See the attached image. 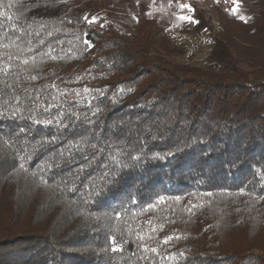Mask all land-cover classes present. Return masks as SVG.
Returning a JSON list of instances; mask_svg holds the SVG:
<instances>
[{
    "label": "trees",
    "instance_id": "16d2710c",
    "mask_svg": "<svg viewBox=\"0 0 264 264\" xmlns=\"http://www.w3.org/2000/svg\"><path fill=\"white\" fill-rule=\"evenodd\" d=\"M103 3L0 0V264H264V0L217 28L190 3L213 70Z\"/></svg>",
    "mask_w": 264,
    "mask_h": 264
},
{
    "label": "rangeland",
    "instance_id": "374dc122",
    "mask_svg": "<svg viewBox=\"0 0 264 264\" xmlns=\"http://www.w3.org/2000/svg\"><path fill=\"white\" fill-rule=\"evenodd\" d=\"M194 1L197 6L211 17L215 27H218L215 8L228 11L233 16H240L242 11L254 9L253 0H104L102 15L106 21L123 32H131L136 22L140 7L143 15L148 19H156L158 24L164 27L170 41L171 54L168 57L174 63H190L193 66L213 70L204 61L210 51V38L205 30L196 31L189 26V21H181L179 16L190 17L191 10L181 9L180 4L188 6ZM242 5L241 9L233 12L236 5ZM243 9V10H242ZM245 69L249 70L247 66Z\"/></svg>",
    "mask_w": 264,
    "mask_h": 264
},
{
    "label": "snow or ice",
    "instance_id": "6c2138e0",
    "mask_svg": "<svg viewBox=\"0 0 264 264\" xmlns=\"http://www.w3.org/2000/svg\"><path fill=\"white\" fill-rule=\"evenodd\" d=\"M233 2L235 3L236 0H233ZM179 7H180L181 9L188 8L189 11L191 10V9H190V6H188V5H186V4H180ZM238 7H239V6H238V4H237L236 7L233 8V12L238 11ZM178 19H180L181 21H185V20H187V21H189V22H194V21L191 20L190 17H186V16H183V15L179 16ZM84 20H85V22H87L88 24H93V23L96 22L97 18H96V17H93V18L90 20L87 16H85V17H84ZM101 26H102V25H101ZM84 37H85V39L83 40V43L86 44V45H88L89 48L92 47V41H91L90 39L87 38V37H88V33H84ZM25 63H27V61H25ZM87 91H88V89H85V92H87ZM50 100L54 102V101L56 100V97H55V96H51V97H50ZM33 103H34V105L38 108V107H40L41 103H46V102H40V101H39V97H37V98H35V100L33 101ZM52 106H53L52 103H46V106L44 107V111H45V112H48L49 108H51ZM99 112H100V109L97 108L96 112H94L93 115H96V114L99 113ZM0 117H2V114H0ZM60 117H61V114H60V113H56L55 117L49 115L48 118H45V119H43V120H37L36 122H37V123H43V124H45V125H50V124L56 123L57 125L65 126V125L63 124V120H62V118H60ZM29 118L31 119L32 117H29ZM21 131H23V130H21ZM37 143H40V142L38 141ZM85 144H87V140H86V139H82V140H80V141H77V142L73 145V147H75L77 150H80L81 146H82V145H85ZM89 146H90V147H96L95 145H89ZM101 150H102V149H101ZM61 155H63V153H61ZM122 155H124L123 150H121L120 152H117V153H115V154H113V155L111 156V160H112V162H113V167L116 168L117 170H118L120 167H122V166H127L126 162L120 159V157H121ZM166 155H171V153H167ZM141 158H142V154H141V155H130V156H129V159H130V160H132V161H136V162H139V161L141 160ZM153 158H163V157H160L159 154H157V156H155V157H153ZM23 159H24V158L21 157V160H23ZM91 162H92V161H89V164H90ZM19 167H20L21 169H23V168H24V163H21V164L19 165ZM42 170H43V169H42ZM34 175H35V174H34ZM108 175H109V172H106V173H105V176H108ZM261 198L264 199V197H261ZM176 199H179V197H177ZM160 200L162 201V200H163V197H160ZM151 206H152V205H149V207H151ZM169 239H172V237H168V238H166L164 242L167 243ZM111 243H112V245H113V247H112V251H119V250H120V248H119V242L116 240L115 237L112 238ZM144 251H145V252L151 251V252L155 253V252L157 251V249H155V248H151V249H149V248L145 247V248H144Z\"/></svg>",
    "mask_w": 264,
    "mask_h": 264
}]
</instances>
